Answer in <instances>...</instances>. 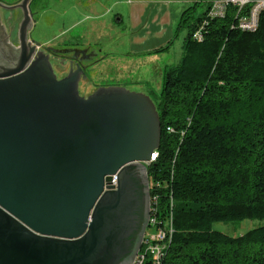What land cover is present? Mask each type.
Returning <instances> with one entry per match:
<instances>
[{
	"label": "water",
	"instance_id": "95a60500",
	"mask_svg": "<svg viewBox=\"0 0 264 264\" xmlns=\"http://www.w3.org/2000/svg\"><path fill=\"white\" fill-rule=\"evenodd\" d=\"M30 1L0 2L23 14L18 55L0 63V264H131L149 221L158 111L143 92L83 96L77 71L57 78L29 38Z\"/></svg>",
	"mask_w": 264,
	"mask_h": 264
},
{
	"label": "trees",
	"instance_id": "16d2710c",
	"mask_svg": "<svg viewBox=\"0 0 264 264\" xmlns=\"http://www.w3.org/2000/svg\"><path fill=\"white\" fill-rule=\"evenodd\" d=\"M198 5L182 11L180 60L150 96L161 138L146 173L158 218L171 213L173 234L161 260L143 264H264V224L238 235L213 228L264 219V8L257 28L245 31L232 27L229 7L198 42L192 32L206 10L196 15Z\"/></svg>",
	"mask_w": 264,
	"mask_h": 264
},
{
	"label": "rangeland",
	"instance_id": "374dc122",
	"mask_svg": "<svg viewBox=\"0 0 264 264\" xmlns=\"http://www.w3.org/2000/svg\"><path fill=\"white\" fill-rule=\"evenodd\" d=\"M20 0H0L1 3L12 5ZM56 1H61L56 4ZM210 0H202L196 7V15L201 13ZM77 3H80L78 0ZM72 0H31L30 9L33 13V27L29 38L34 39L41 45L53 47L62 51L63 48L84 49L94 51L96 57L102 58L92 69L91 81L81 86L80 92L83 96L90 94L99 85H119L129 90L143 92L151 97L158 93L162 72L165 67L176 65L182 54L185 30L175 33L173 29L171 45L165 51L155 53L163 44L162 31L160 32V46L152 48L147 53H127L125 46L129 34V26L125 21L118 22L106 20L103 23L101 38L91 36L94 26L91 16H83L78 22L73 23V15L62 14L63 10H70ZM186 9V8H185ZM23 14L20 8L6 9L0 7V26L7 37V43L19 48L18 28ZM155 39V38H154ZM121 45L117 48L115 42ZM123 45V46H122ZM154 47V46H153ZM80 93V94H81ZM264 224V219H228L215 222L213 228L229 235L243 234L244 232Z\"/></svg>",
	"mask_w": 264,
	"mask_h": 264
},
{
	"label": "crops",
	"instance_id": "0c3cea01",
	"mask_svg": "<svg viewBox=\"0 0 264 264\" xmlns=\"http://www.w3.org/2000/svg\"><path fill=\"white\" fill-rule=\"evenodd\" d=\"M72 1L70 10H63L62 14L65 16H68L66 15L68 13L72 14L73 23L78 22L83 16H91L94 28L89 32L95 38L102 37L100 32L103 23L106 20H113L114 16L118 22L125 21L130 24L125 46L127 53L135 55L147 53L152 48L160 46L158 42L161 31L163 44L168 42L182 11L202 0H80V3H77L78 0ZM58 2L61 1L55 3ZM119 45L121 44L116 41V48Z\"/></svg>",
	"mask_w": 264,
	"mask_h": 264
},
{
	"label": "built area",
	"instance_id": "2783aa9c",
	"mask_svg": "<svg viewBox=\"0 0 264 264\" xmlns=\"http://www.w3.org/2000/svg\"><path fill=\"white\" fill-rule=\"evenodd\" d=\"M229 7H233L236 11V18L232 27L245 31H254L258 26L259 14L264 8V0H210L207 3L204 17L192 32V38L198 42L202 41L207 24L212 19L224 18ZM155 156L156 151L151 155L150 161L144 164H150L154 161ZM114 179H117L115 174L110 176V181L106 185L114 187ZM170 206H172V202ZM172 234L171 213L169 216L163 218V220H160L158 218V196L150 195V213L147 231L143 237L141 248L131 264H143L147 257L154 262H159Z\"/></svg>",
	"mask_w": 264,
	"mask_h": 264
},
{
	"label": "flooded vegetation",
	"instance_id": "af4514ba",
	"mask_svg": "<svg viewBox=\"0 0 264 264\" xmlns=\"http://www.w3.org/2000/svg\"><path fill=\"white\" fill-rule=\"evenodd\" d=\"M37 50L43 51L44 53L48 54L49 61L57 78L66 76L70 71L78 72L79 94L81 93V86L91 81L93 75L92 69L96 66L95 64H97L103 58L96 57V53L94 51H87L84 49L76 48H63L62 51H60L53 47H46L44 45H41L37 48ZM17 55L18 49L7 43V37L0 29V63L7 66H12V63L13 61H15ZM98 86L99 85H96L94 88L96 89L98 88ZM106 86L119 85L110 84ZM146 231L147 226L145 232Z\"/></svg>",
	"mask_w": 264,
	"mask_h": 264
},
{
	"label": "bare ground",
	"instance_id": "6f19581e",
	"mask_svg": "<svg viewBox=\"0 0 264 264\" xmlns=\"http://www.w3.org/2000/svg\"><path fill=\"white\" fill-rule=\"evenodd\" d=\"M116 183H117V179H114V187H115Z\"/></svg>",
	"mask_w": 264,
	"mask_h": 264
}]
</instances>
